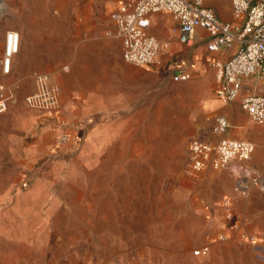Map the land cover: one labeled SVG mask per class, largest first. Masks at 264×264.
I'll return each mask as SVG.
<instances>
[{
  "label": "rangeland",
  "instance_id": "obj_1",
  "mask_svg": "<svg viewBox=\"0 0 264 264\" xmlns=\"http://www.w3.org/2000/svg\"><path fill=\"white\" fill-rule=\"evenodd\" d=\"M87 2L0 0V21L17 31V21L31 14L28 9L32 4L51 5L50 12L43 9L40 13L46 21L43 25L49 26L42 28L41 34L58 38L69 30L65 21L82 18V12L71 9ZM90 3L94 10L84 18L102 22L106 28L112 26L111 2ZM61 5L66 7L64 11ZM149 30L161 40H170L173 54L179 58L184 54L186 63L193 62L194 66L189 68L188 79L180 82L171 80L162 67H152L151 89L145 90L138 75L135 123L117 124L106 119L82 136L77 123L83 116L72 106H60L56 92L55 111L35 109L39 120L24 123L28 118L22 113L30 108L24 98L34 88L33 75L26 76L17 89L13 80L0 75V82L13 92L3 112L10 139L8 188H3L0 197V235L23 239L30 260L40 264H242L247 258L239 239L234 243L218 239L212 219L203 215L202 201L195 193L208 196L212 191L207 176L196 182L184 171L189 140H216L212 132L215 114L225 115L222 108L226 105L220 101L222 105L218 101L214 107L206 105L210 97L214 98L207 86L212 83L215 87V75L203 58V43L175 48L173 30ZM49 54L54 55L53 50ZM165 56L171 57L172 52L168 50ZM198 61L199 66L195 65ZM41 71L51 80L50 72ZM227 117L232 130L234 117ZM46 125L54 134V150L33 158L24 166L28 172H20L15 144L24 142L21 138L41 134ZM60 125L71 136L62 144L56 141ZM5 128L4 120L0 121L3 133ZM128 149L160 154L153 157L151 170L133 163L129 166L132 171L121 172V159ZM166 153L171 157L167 165L160 162V155ZM173 156L178 162H172ZM2 157L4 162V154ZM226 172L234 185L239 173L231 169ZM203 244L209 245L208 253L194 255Z\"/></svg>",
  "mask_w": 264,
  "mask_h": 264
},
{
  "label": "crops",
  "instance_id": "obj_2",
  "mask_svg": "<svg viewBox=\"0 0 264 264\" xmlns=\"http://www.w3.org/2000/svg\"><path fill=\"white\" fill-rule=\"evenodd\" d=\"M91 1L101 2L102 0H88L87 3L80 5L81 8L71 9L72 12H82L80 15L82 18L79 20L65 21L64 27L66 30L67 28L69 30L64 31V35L58 38H48L41 34V29L44 27L49 28V26L48 23L47 25H43L42 22L46 21L42 20L43 17L40 13L43 9L50 12L53 9L51 5L41 7L32 4L28 9L31 14L24 15L22 20L19 19L17 21L16 29L19 34V49L12 56L10 72L3 75L0 67V75L5 80H13L16 89L27 79L26 76L42 73L41 70L50 72L52 77L50 82L56 90L58 101L60 102L59 105L61 106L63 104L64 108L72 106L76 109L77 114L83 116L77 123V127H80L78 130L82 131V136L86 135L87 132L89 133V131L92 132L94 125L104 123L106 119L117 124L135 123L138 75L141 76L139 79L141 87L145 90L146 87L151 89L152 76L150 73L152 67H162L170 77V73L176 69L177 64L185 67L189 73V68L194 66L193 62H191L192 64L186 63V56L184 54L181 55L184 58L181 56L179 58L173 54L174 46H172V42L168 39L162 40L169 42V52H172L171 57L166 58L165 52H161L159 54V62L153 65L140 66L125 61L121 54V41L115 33V24L112 19L110 18L113 25L107 26L106 28V25L102 24V22L84 18L83 15L94 10V7L90 3ZM108 1L113 5L109 13L110 16L111 12L118 6L121 0ZM204 3L220 19L225 21H231L233 19L229 0H205ZM23 8L21 7L22 11H24ZM60 8L64 11L66 7L61 5ZM148 17L150 22L148 31L150 33L152 32L149 29L157 27L162 28L164 32L173 30L177 37V22L170 13L153 12ZM49 21L53 25V21L48 16ZM8 29V23L6 21H0V53L3 50L4 35ZM106 32L108 33L107 35H105ZM197 32L199 35L205 34L201 29H198ZM194 42L203 43V58H205L208 64L211 56L225 60L236 48V44H234L222 52L209 53L205 49L204 42L196 40ZM181 45L184 44H181L176 39L175 48L177 46L180 48ZM50 50H53L54 55L49 54ZM196 64L199 66V61L195 62ZM63 66L67 67L66 71L62 69ZM210 69L212 68L210 67ZM210 81H212V77ZM27 83L31 85V81H27ZM263 84V79H247L243 85V91L259 92ZM211 85L212 83L207 86L209 89L207 91H210L214 98L210 97L206 105L214 107L217 105V101L219 102V99L216 97L215 87ZM223 105H226L222 108L223 114H225L223 116L229 122L230 120L227 116L234 117V128L230 130L229 127L224 135L235 139H245L254 144V151L249 160V165L253 167L254 171L258 174L260 182L264 186V123L257 124L252 122L241 109L239 99ZM35 109L37 108L26 107L22 115L28 119H26L27 122L23 121L24 123L32 124L39 120V113ZM215 115L217 116V114ZM3 120L6 130L3 133L0 129L1 198L3 197V188H8V152L10 139L7 130L8 124L2 113L0 114V121ZM21 139L24 142L15 144L19 164L18 169H20V172H28L27 169H24V166L25 164L28 165L29 161L33 160V158L46 154L50 149L54 150V134L47 125L44 126L41 134L34 133L33 136L28 138L29 142L25 140L27 138ZM59 151L62 152L61 147ZM2 154H4V162ZM159 154L153 151L139 153L134 149H128L123 155L125 158L121 159L123 167L121 168L120 166V170L119 168L118 170L121 172L125 170L132 171V168H129V166L133 163H137L138 166L143 165L145 168L148 167V170H151L153 162L155 161L153 157L159 156ZM160 158V162L167 165L171 157L169 158V155L166 153L164 157L161 154ZM178 160V157H172L173 163L178 162ZM227 170H216L212 168H205L201 171L192 170L187 149V159L184 167L185 173L196 182L199 181L202 175L204 177L207 176L208 184L212 189V191H209L208 196L205 194L202 196L199 193L195 194L202 201L203 215H207L208 219H212V223L216 229L214 233L218 234V239H227L232 243L239 239L242 242L243 249L247 252V258L241 260L242 264H264V189H261L259 185L250 184L245 181V193L235 191L232 180L226 178L227 176L231 178V175L226 172ZM224 200L228 201V208L231 210L232 216H229L228 208L223 203ZM250 237L256 239V247L252 246L248 241ZM24 244L23 239H18L13 235L1 234L0 264H30L29 262L31 261V264H40L39 260H30ZM204 245L208 246L209 251V245L203 244L201 246ZM256 253H260L262 258L255 255ZM253 255L257 259H254Z\"/></svg>",
  "mask_w": 264,
  "mask_h": 264
},
{
  "label": "built area",
  "instance_id": "obj_3",
  "mask_svg": "<svg viewBox=\"0 0 264 264\" xmlns=\"http://www.w3.org/2000/svg\"><path fill=\"white\" fill-rule=\"evenodd\" d=\"M205 0H121L111 12L110 18L115 24V33L121 41L122 58L135 65H153L159 62V54L167 53L169 42L157 38L148 31L149 17L153 12H168L178 26L177 39L181 44L204 42L209 53L222 52L236 44L234 52L225 60L215 56L209 59L215 75V94L219 101L228 104L239 99L241 109L254 123H264V84L261 91H243L247 79L264 81V0H229L233 19L225 21L217 17L214 11L204 3ZM204 35L197 34V30ZM19 49V34L9 29L4 35V46L0 53L1 72H10L12 56ZM64 71L67 70L63 66ZM190 76L181 65L170 73L174 81L186 80ZM34 88L26 94L25 103L32 108L57 109L56 90L46 73L33 74ZM13 99L9 85L0 83V113L6 111ZM230 122L223 115L214 117L212 132L216 140L192 138L188 144L190 167L194 171L205 168L231 169L237 174L234 190L245 193L246 182L264 186L258 174L249 165L254 144L245 139L225 136ZM71 136L63 126H59L56 141L66 143ZM241 180L246 182L242 183ZM225 207H229L224 200ZM229 216H232L228 208ZM252 246L256 239L248 238ZM256 247V246H255ZM208 251L204 245L193 251L194 255H203ZM256 255L262 258L260 253Z\"/></svg>",
  "mask_w": 264,
  "mask_h": 264
}]
</instances>
